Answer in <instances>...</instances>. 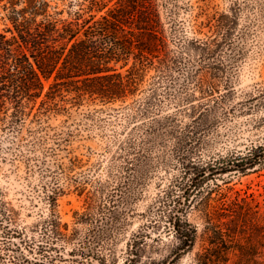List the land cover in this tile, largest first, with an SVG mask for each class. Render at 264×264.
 <instances>
[{
  "label": "trees",
  "instance_id": "16d2710c",
  "mask_svg": "<svg viewBox=\"0 0 264 264\" xmlns=\"http://www.w3.org/2000/svg\"><path fill=\"white\" fill-rule=\"evenodd\" d=\"M70 6L76 9L66 16V9L54 0H0L1 127L19 131L28 118L36 121L44 115L64 114L68 121L84 105L121 101L126 104L118 109L130 110V123L135 124L123 129L124 136L118 138L111 157H131L136 154L138 127L145 130L140 137L144 143L165 131L184 146L196 133L199 107L208 105L202 112L230 115L237 110L251 111L258 104L235 99L238 89L223 61L225 50L234 49L237 37L248 27L242 22L240 1H232L222 10L208 0L185 4L194 21V35L184 37L178 50L168 38V31L178 25L174 17L177 4L170 5L168 0H76ZM165 9L168 22L163 17ZM198 33L203 36H196ZM189 61L196 67L187 72L189 81L177 89L175 83ZM191 83L195 89H190ZM197 91L206 102L197 103ZM173 97L179 105L169 109L165 101ZM130 98L133 100L127 102ZM211 101L216 103L213 108ZM101 111L106 110L95 108L85 116L94 119ZM182 113L191 120L181 126ZM253 149L231 158L228 167L246 171L261 165L264 153ZM196 180L182 183L184 199L171 198L170 190L164 205L169 211L148 224L158 229L164 218L172 224L179 240L178 260L194 250L198 238V227L189 219L188 209L196 206L198 185L208 183L210 177L205 172ZM105 185L102 182L86 191L85 210L75 211L71 225L59 209L62 187L47 192V208L28 221L6 199L0 183V264H55L68 258L107 264L106 255L87 247L92 233L84 238L82 228L95 227L100 220L93 209L104 210L97 200ZM78 189L83 193L86 187ZM172 203L174 207H170ZM212 226L205 230L208 246L196 252L195 264H264V220L257 222L256 242L249 241L242 227L225 222ZM146 264L166 263L154 260Z\"/></svg>",
  "mask_w": 264,
  "mask_h": 264
},
{
  "label": "rangeland",
  "instance_id": "374dc122",
  "mask_svg": "<svg viewBox=\"0 0 264 264\" xmlns=\"http://www.w3.org/2000/svg\"><path fill=\"white\" fill-rule=\"evenodd\" d=\"M54 1L66 9V16L69 10L76 9L70 6L76 0ZM168 1L170 5L177 4L174 17L178 25L168 31V38L171 47L178 50L183 47L184 37L194 35V21L185 4H198L199 0ZM208 1L222 10L235 0ZM238 1L243 6L242 22L248 27L237 37L234 49L225 50L223 61L238 89L235 99L258 102L255 109L224 115L221 111L202 112L208 105L199 107L196 133L184 146L165 131L161 137L144 143L140 137L145 130L138 127L134 138L136 154L131 157H111L118 138L124 136L123 129L135 124L130 123V110L118 109L126 104L121 101L84 105L68 121L64 114L44 115L36 121L28 118L19 131L1 127L2 122L0 183L6 199L20 216L28 221L35 219L47 208L46 193L57 186L64 189L59 197L61 214L73 225L75 211L85 210L86 191L103 182L106 185L97 204L105 208L102 212L93 209L100 220L95 227L82 225V228L84 238L86 233H92L87 247H95L106 255L107 264H146L154 260L195 264L196 252L208 246L207 227L224 222L230 227H242L249 241L256 242L257 222L264 220V162L246 171L231 170L228 162L253 148L264 153V0ZM163 17L168 22L166 9ZM2 27L0 20V30ZM194 67L190 61L185 63L175 88L189 81L187 72H193ZM190 89H195L192 83ZM196 95L198 104L206 102L200 92ZM175 101L174 97L167 99L166 107L177 108L179 104ZM215 104L211 101L210 108ZM100 107L106 111L97 112L94 119L85 116V112ZM180 119L182 126L191 117L182 113ZM205 172L210 180L198 185L194 192L196 206L188 209L189 219L198 227L197 242L193 251L178 260L175 250L179 240L171 230L172 224L166 218L158 229L148 224L169 211L164 205L169 202L170 190L171 198L184 199L182 183L189 185L196 178L199 181ZM79 187H86L85 192H79ZM86 262L87 258L80 262L68 258L55 264Z\"/></svg>",
  "mask_w": 264,
  "mask_h": 264
}]
</instances>
